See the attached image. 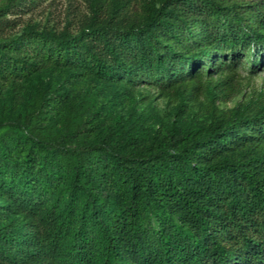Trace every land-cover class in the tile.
Returning <instances> with one entry per match:
<instances>
[{
  "label": "trees",
  "instance_id": "1",
  "mask_svg": "<svg viewBox=\"0 0 264 264\" xmlns=\"http://www.w3.org/2000/svg\"><path fill=\"white\" fill-rule=\"evenodd\" d=\"M25 1L0 0V105L44 71L69 91L3 105L17 127L0 131V264H264L263 95L156 129L93 99L145 79L230 95L240 50L264 48V2L91 0L77 33L11 34Z\"/></svg>",
  "mask_w": 264,
  "mask_h": 264
},
{
  "label": "rangeland",
  "instance_id": "2",
  "mask_svg": "<svg viewBox=\"0 0 264 264\" xmlns=\"http://www.w3.org/2000/svg\"><path fill=\"white\" fill-rule=\"evenodd\" d=\"M5 1V0H1ZM264 2V0H261ZM91 0H42L37 4L26 0L21 6L16 7L15 13L11 12L8 17L14 20L9 31L11 34L20 33L28 25H37L38 28L53 29L58 32L64 30L77 33L80 27L90 16ZM253 21L252 17H249ZM253 57L250 51L240 50L239 59L233 70L226 73L233 74L229 85L233 88L230 95L213 98L207 92H199L195 97L184 96L176 91L165 89L157 82L144 80L133 89L126 91L124 84L98 85L99 94L93 99L103 102L105 113L116 118L123 117L132 123H137L145 128H158L162 123L196 125L200 121L211 119L210 108L215 105L219 110L226 111L235 108L239 102H247L260 95L264 96V48L254 49ZM225 62H232V56H227ZM206 69L203 65L202 69ZM63 72L49 70L38 73L28 80H21L13 87L6 89L4 98L1 100L0 131L16 128L14 110H3V105H10L12 98L22 93L24 101L22 110L31 102L32 96L48 90L58 88L60 92L69 91L62 82ZM214 73L212 78L219 77ZM210 78V77H209ZM59 85V86H58ZM70 94H73L72 92ZM183 105H186L183 107ZM11 108V107H10ZM121 264V263H117Z\"/></svg>",
  "mask_w": 264,
  "mask_h": 264
}]
</instances>
